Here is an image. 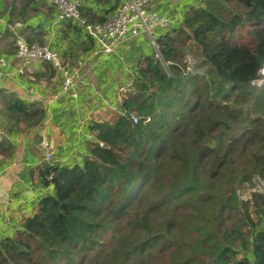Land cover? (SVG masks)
I'll list each match as a JSON object with an SVG mask.
<instances>
[{
    "label": "trees",
    "instance_id": "16d2710c",
    "mask_svg": "<svg viewBox=\"0 0 264 264\" xmlns=\"http://www.w3.org/2000/svg\"><path fill=\"white\" fill-rule=\"evenodd\" d=\"M156 40L172 75L139 57L114 118L88 126L82 163L45 162L53 193L0 238V264H264V192L237 193L264 178V85L250 86L264 0H203ZM0 99L11 129L44 117L39 102Z\"/></svg>",
    "mask_w": 264,
    "mask_h": 264
},
{
    "label": "crops",
    "instance_id": "0c3cea01",
    "mask_svg": "<svg viewBox=\"0 0 264 264\" xmlns=\"http://www.w3.org/2000/svg\"><path fill=\"white\" fill-rule=\"evenodd\" d=\"M122 1L80 0V13L88 22H98ZM202 1L148 0L146 7L170 17V26L157 31L160 33L177 26L189 6H198ZM15 20L23 22L29 42L48 43L69 65L81 61L74 86L76 98L52 97L59 90V76L47 62L35 64L24 74L16 72L14 36L8 30ZM152 53L148 38L140 33L113 53L103 54L76 21L56 22L54 9L44 0H0V89L23 100L39 102L44 109V117L37 125L11 129V120L3 114L0 99V238L11 235L24 218L34 213L39 199L53 193L52 186L41 178L46 164L39 147L41 139L50 141L54 164H81L92 140L88 126L92 121L114 118L120 89L129 90L136 61ZM9 145L11 151L5 148Z\"/></svg>",
    "mask_w": 264,
    "mask_h": 264
},
{
    "label": "built area",
    "instance_id": "2783aa9c",
    "mask_svg": "<svg viewBox=\"0 0 264 264\" xmlns=\"http://www.w3.org/2000/svg\"><path fill=\"white\" fill-rule=\"evenodd\" d=\"M44 1L54 9L56 22L76 21L77 25L82 26L85 32L92 36L97 44L98 51L103 54L113 53L120 44L143 33L150 42L153 58L159 62L167 76L172 75L170 62L166 61L162 56L156 40V36L159 34L157 31L170 26L171 19L167 14L158 13L147 8L146 2L148 0H123L109 16L99 23L88 22L81 15L80 0ZM8 30L14 36V59L17 62L16 72L24 74L28 68H32L35 64L47 62L59 76V90L52 97L55 100H61L78 96L74 86L80 73L81 61L78 60L74 65H69L63 60L61 54L48 43L28 42L25 38V26L21 20L11 22L8 25ZM2 63L3 60L0 58V64ZM185 64L184 73H192L194 68L193 61L187 58ZM250 85L252 87L264 85V65L259 70L258 77L253 79ZM132 121L136 122L137 117L133 116ZM1 140L2 132H0ZM39 147L42 151L43 160L54 164L50 141L45 137L42 138L39 142ZM50 178L51 176H48V179ZM255 184L256 188L252 189V191L264 192V181L258 179Z\"/></svg>",
    "mask_w": 264,
    "mask_h": 264
},
{
    "label": "rangeland",
    "instance_id": "374dc122",
    "mask_svg": "<svg viewBox=\"0 0 264 264\" xmlns=\"http://www.w3.org/2000/svg\"><path fill=\"white\" fill-rule=\"evenodd\" d=\"M196 52H197V50H195V48H191L187 52V54L185 56V60L187 61V58H190L193 61V65H195L196 62L199 59V56L197 55ZM132 69H133V67H132ZM132 74H133V72L131 73V75ZM255 108H259V107L258 106H253V109H255ZM263 118H264V116H263ZM258 179L261 180V181H264V178L260 177L259 175H254V177L252 178V184L247 183V182L246 183H242L237 188V193H238L239 197L242 198L243 200H246L248 198V196H249V193L252 191V189L256 188L255 181L258 180ZM190 203H193V202H191V200H190Z\"/></svg>",
    "mask_w": 264,
    "mask_h": 264
},
{
    "label": "water",
    "instance_id": "95a60500",
    "mask_svg": "<svg viewBox=\"0 0 264 264\" xmlns=\"http://www.w3.org/2000/svg\"><path fill=\"white\" fill-rule=\"evenodd\" d=\"M124 115H125L126 117H129V116H130L128 112H125Z\"/></svg>",
    "mask_w": 264,
    "mask_h": 264
}]
</instances>
